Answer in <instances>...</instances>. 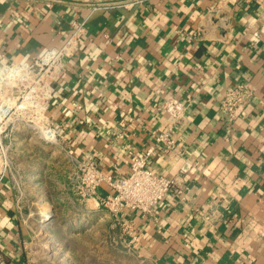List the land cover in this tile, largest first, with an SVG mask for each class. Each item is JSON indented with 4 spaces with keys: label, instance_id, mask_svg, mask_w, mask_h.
<instances>
[{
    "label": "crops",
    "instance_id": "obj_1",
    "mask_svg": "<svg viewBox=\"0 0 264 264\" xmlns=\"http://www.w3.org/2000/svg\"><path fill=\"white\" fill-rule=\"evenodd\" d=\"M74 21L84 32L49 115L61 128L65 195L91 225L103 223L124 258L114 264H264V0H0V66L61 48ZM237 85L251 95L229 123L217 108ZM171 98L186 105L184 124L153 108ZM169 128L176 147L165 153L154 136ZM149 147L147 167L180 185L151 212L117 222L76 188L71 157L120 179ZM30 213L5 179L0 264H37Z\"/></svg>",
    "mask_w": 264,
    "mask_h": 264
},
{
    "label": "rangeland",
    "instance_id": "obj_2",
    "mask_svg": "<svg viewBox=\"0 0 264 264\" xmlns=\"http://www.w3.org/2000/svg\"><path fill=\"white\" fill-rule=\"evenodd\" d=\"M42 57L14 62L27 66L10 74L11 63L0 66V145L7 160L6 179L30 207L27 253L37 264L123 261V255L113 254L107 244L103 223L91 225L81 205L65 195L66 172L58 151L61 128L49 115L54 95L50 88L59 78L62 62L42 66ZM45 206L47 219L41 215Z\"/></svg>",
    "mask_w": 264,
    "mask_h": 264
},
{
    "label": "built area",
    "instance_id": "obj_3",
    "mask_svg": "<svg viewBox=\"0 0 264 264\" xmlns=\"http://www.w3.org/2000/svg\"><path fill=\"white\" fill-rule=\"evenodd\" d=\"M84 26V21H74L72 23V33L65 44L59 49L49 50L41 54L40 56L43 55L42 61L51 52L60 53L59 56L57 54L56 59L51 60L49 66L55 63L59 65L58 62H62L61 70H63L65 59L74 52L76 42L84 32ZM253 36H255V40H258L260 35L254 33ZM10 63L12 67L19 66L14 64V62ZM24 64L26 63L21 64V66ZM50 90L53 92V88H50ZM250 95L251 90L245 85H237L227 90L220 99L217 108L221 118L229 123L240 118ZM75 107L78 108V106ZM153 108L156 111L168 114L172 119L173 126L186 122V105L177 99H167L160 104L154 105ZM154 142L155 145L162 146L165 153L173 152L176 147L173 129L169 128L165 132L156 134ZM153 152L154 148L149 147L144 155L133 156L129 163L128 174L120 179H114L111 174L102 172L93 162L87 163L71 157V162L77 169L75 177L76 188L83 196L95 198L99 206L117 222H120L125 212L147 214L167 194L180 193V185L175 179L157 174L147 167V160ZM0 154L2 155H0L1 184L6 179L8 168L6 156L1 145ZM99 189H106L108 191L106 196H99L97 193ZM125 230V228L122 230L123 238L127 235Z\"/></svg>",
    "mask_w": 264,
    "mask_h": 264
},
{
    "label": "bare ground",
    "instance_id": "obj_4",
    "mask_svg": "<svg viewBox=\"0 0 264 264\" xmlns=\"http://www.w3.org/2000/svg\"><path fill=\"white\" fill-rule=\"evenodd\" d=\"M57 54H58V56L60 55V53H57V52H51V53H49L46 57H45V59L41 62V65L42 66H48V64L47 63H51V60H54V59H56L57 58ZM26 64H24V65H19V66H14V67H12V69L10 70V72L7 70V72H9V74L12 72V70H15V69H23V68H26ZM48 208V206H45V208L44 209H46L45 211H42L41 213V215H42V218L43 219H47L48 218V216H50L49 215V210L47 209ZM45 212V213H44Z\"/></svg>",
    "mask_w": 264,
    "mask_h": 264
},
{
    "label": "water",
    "instance_id": "obj_5",
    "mask_svg": "<svg viewBox=\"0 0 264 264\" xmlns=\"http://www.w3.org/2000/svg\"><path fill=\"white\" fill-rule=\"evenodd\" d=\"M97 11H101V10H97Z\"/></svg>",
    "mask_w": 264,
    "mask_h": 264
}]
</instances>
